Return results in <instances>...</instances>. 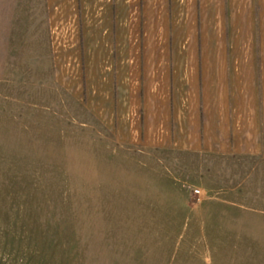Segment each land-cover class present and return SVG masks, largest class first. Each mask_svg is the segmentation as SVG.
Instances as JSON below:
<instances>
[{
  "label": "rangeland",
  "instance_id": "374dc122",
  "mask_svg": "<svg viewBox=\"0 0 264 264\" xmlns=\"http://www.w3.org/2000/svg\"><path fill=\"white\" fill-rule=\"evenodd\" d=\"M11 76L0 264H264V164L121 145L55 87Z\"/></svg>",
  "mask_w": 264,
  "mask_h": 264
},
{
  "label": "crops",
  "instance_id": "0c3cea01",
  "mask_svg": "<svg viewBox=\"0 0 264 264\" xmlns=\"http://www.w3.org/2000/svg\"><path fill=\"white\" fill-rule=\"evenodd\" d=\"M13 72L121 145L264 164V0H0Z\"/></svg>",
  "mask_w": 264,
  "mask_h": 264
},
{
  "label": "built area",
  "instance_id": "2783aa9c",
  "mask_svg": "<svg viewBox=\"0 0 264 264\" xmlns=\"http://www.w3.org/2000/svg\"><path fill=\"white\" fill-rule=\"evenodd\" d=\"M196 193H199V191H196Z\"/></svg>",
  "mask_w": 264,
  "mask_h": 264
}]
</instances>
